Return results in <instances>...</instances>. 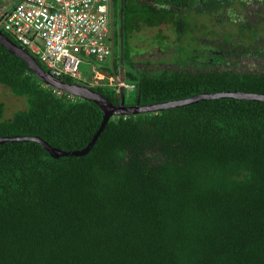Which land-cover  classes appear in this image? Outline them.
<instances>
[{
  "label": "trees",
  "instance_id": "1",
  "mask_svg": "<svg viewBox=\"0 0 264 264\" xmlns=\"http://www.w3.org/2000/svg\"><path fill=\"white\" fill-rule=\"evenodd\" d=\"M223 1L119 0L120 66L136 84L131 105L139 89L142 105L205 92L264 94V71L194 63L192 71L179 61L154 70L140 66L159 63L135 61L127 50L141 23L172 25L179 37L189 28L180 13ZM241 1L251 15L231 16L242 19L250 42L264 40V14L255 16L264 0ZM226 15L215 20L233 36ZM196 28L205 34L199 40L213 36L204 24ZM0 85L26 104L8 118L0 99V138L39 137L70 152L87 147L101 127L97 104L58 95L1 43ZM93 89L121 103L109 81ZM0 264H264V101L212 99L114 115L83 156L54 158L35 141L0 144Z\"/></svg>",
  "mask_w": 264,
  "mask_h": 264
},
{
  "label": "built area",
  "instance_id": "2",
  "mask_svg": "<svg viewBox=\"0 0 264 264\" xmlns=\"http://www.w3.org/2000/svg\"><path fill=\"white\" fill-rule=\"evenodd\" d=\"M113 21L111 0H18L11 9L0 12V30L13 37L45 70L90 88L112 78L90 59L110 61L114 51ZM84 65L90 66L92 78L84 72ZM111 86L117 96L122 88L136 87L119 78ZM54 91L58 95L63 92Z\"/></svg>",
  "mask_w": 264,
  "mask_h": 264
},
{
  "label": "rangeland",
  "instance_id": "3",
  "mask_svg": "<svg viewBox=\"0 0 264 264\" xmlns=\"http://www.w3.org/2000/svg\"><path fill=\"white\" fill-rule=\"evenodd\" d=\"M119 3V0H116L117 10L120 6ZM2 4L4 3H0V6H2ZM245 10L251 15L252 10L244 7V3L241 0H224L221 4H215L214 2L198 3L194 8L186 10L185 13H180L184 18L186 17L185 19L189 22V28L185 34L178 37L177 31L169 24L150 27L141 23L140 29L132 32L131 37L130 34H128L130 47L127 50L130 51L129 54H131L132 59L135 61L159 63L152 67L151 65L140 66L153 68L154 70L159 68L165 69L167 67L178 68L177 64L163 65V63L179 61L185 64L189 62L188 68L192 71L195 70L191 65L194 63L197 66L203 67L200 69H207L208 67L218 69L235 68L243 71L262 72L264 71V40L257 39L253 43L250 42L247 36L245 37L243 35L244 32L247 33L248 30L245 31L242 28V19L239 18L238 20L236 17L231 16H236ZM255 10L253 14L256 16L257 20H259V17L264 14V6H257ZM236 12H238V14ZM227 13L230 14V18L228 17L229 19L226 20L225 24H227L226 26L229 28L235 29L231 31L234 34L233 36L230 35L231 33L227 28H222V26L216 22L217 20H215L219 18L222 19L221 16H225L224 18H226ZM117 17L118 15L116 16V37L114 38L113 59L118 69V75L120 76L122 69L120 66L122 62V38L119 33V18ZM199 24L205 25V31H207L208 27L211 28L210 30L213 36L210 35L209 39L206 38V40H199L205 37L203 30L196 28V25ZM261 27L264 28V21H261ZM217 33L218 37H215ZM223 33H226V36H224L225 40H231L233 38L232 47L230 45H228L229 47L227 45L225 46V44L222 43ZM159 34L164 37L162 40L157 39ZM250 36L251 33L248 37L250 38ZM216 38L218 40L213 42L212 39ZM90 61L99 71L104 72L105 75L111 74L113 76L112 70L110 69V61L98 62L93 58H91ZM219 64L223 66H219ZM181 66L187 67L184 65ZM83 70L85 73H89V77L92 78L94 73L90 70L89 65H84ZM97 77L100 78L98 74ZM135 96L136 93L134 90H126L125 103L127 106H131ZM0 99L5 104V116L8 118L11 117L14 112L26 106L23 97L14 96L8 88L2 85H0Z\"/></svg>",
  "mask_w": 264,
  "mask_h": 264
},
{
  "label": "water",
  "instance_id": "4",
  "mask_svg": "<svg viewBox=\"0 0 264 264\" xmlns=\"http://www.w3.org/2000/svg\"><path fill=\"white\" fill-rule=\"evenodd\" d=\"M112 27L114 28V23H112ZM0 43L1 45L10 53L16 55L21 58L26 64L29 66L30 70L33 74L44 84L47 86L61 90L65 93L71 94L75 97L85 99L88 101H92L98 105L100 110L103 113V121L101 127L99 128L96 135L93 137L92 141L82 150L76 151H63L58 148H54L45 142L43 139L39 137H4L0 138V144L11 141V142H19V141H35L39 142L54 158H60L65 156H83L93 148L97 138L103 131L104 127L110 120V118L114 115H137V114H145V113H155L163 110L177 108L182 106H187L191 104L198 103L200 101L212 100V99H223V98H236V99H245L252 101H264V94L260 93H249V92H217V93H201L197 95H193L191 97L185 99H177L166 102L154 103L142 105L140 104V89L138 95V102L136 105L127 106L125 104V95L124 90L122 88L121 91V103L116 105L113 104L108 98H106L101 93L95 91L94 89L80 85L77 83H67L61 78L53 76L47 70H45L41 64L34 58L28 51H26L23 47L12 41L7 35H5L0 30ZM122 56V55H121ZM113 64V60H111V66ZM121 78H124V68L121 70Z\"/></svg>",
  "mask_w": 264,
  "mask_h": 264
},
{
  "label": "flooded vegetation",
  "instance_id": "5",
  "mask_svg": "<svg viewBox=\"0 0 264 264\" xmlns=\"http://www.w3.org/2000/svg\"><path fill=\"white\" fill-rule=\"evenodd\" d=\"M120 4V6H119V8H121L122 7V2H120L119 3ZM111 8H112V13H113V23H114V38L116 37V16L118 15V17L117 18H119V21H118V23H119V33H120V35H121V26H122V11H121V9H119L118 8V10H117V8H116V0H111ZM113 58H114V51H113V55L111 56V59H110V61L111 60H113Z\"/></svg>",
  "mask_w": 264,
  "mask_h": 264
},
{
  "label": "clouds",
  "instance_id": "6",
  "mask_svg": "<svg viewBox=\"0 0 264 264\" xmlns=\"http://www.w3.org/2000/svg\"><path fill=\"white\" fill-rule=\"evenodd\" d=\"M18 1V0H17ZM16 4V3H15ZM14 4V5H15ZM13 5V6H14ZM13 6H11L10 8H7V9H11ZM3 32V31H2ZM4 33V32H3ZM5 35H6V33H4ZM8 35V34H7ZM19 45V44H18ZM110 65H111V61H110ZM113 65H114V59H113V64H112V66H111V70H112V74H113V76L111 75V80H109V79H106L105 81H109V83H110V85H111V83H113L115 80H117L118 78L119 79H121V80H124L127 84H134L135 86H136V84L135 83H130V82H128L127 80H126V77H124V78H121L117 73H115L114 72V70H113ZM124 75H125V73H124ZM73 83H75V82H73ZM113 87V86H112ZM92 89H93V87H92ZM135 89H136V87H135ZM135 89H134V91H135ZM123 90H124V95H125V93H126V89H124L123 88ZM122 91V90H121ZM118 97H121V93H120V95H118ZM126 104V103H125ZM136 105V104H135ZM132 106V105H131ZM127 116V115H126Z\"/></svg>",
  "mask_w": 264,
  "mask_h": 264
},
{
  "label": "crops",
  "instance_id": "7",
  "mask_svg": "<svg viewBox=\"0 0 264 264\" xmlns=\"http://www.w3.org/2000/svg\"><path fill=\"white\" fill-rule=\"evenodd\" d=\"M3 1H4V2H3ZM16 2H17V0H9V1L0 0V3H4V4H2V6H0V12L2 11V9L10 8V7L13 6Z\"/></svg>",
  "mask_w": 264,
  "mask_h": 264
},
{
  "label": "bare ground",
  "instance_id": "8",
  "mask_svg": "<svg viewBox=\"0 0 264 264\" xmlns=\"http://www.w3.org/2000/svg\"><path fill=\"white\" fill-rule=\"evenodd\" d=\"M116 24V23H115ZM62 79V78H61Z\"/></svg>",
  "mask_w": 264,
  "mask_h": 264
}]
</instances>
